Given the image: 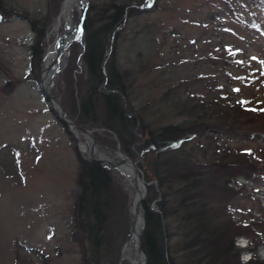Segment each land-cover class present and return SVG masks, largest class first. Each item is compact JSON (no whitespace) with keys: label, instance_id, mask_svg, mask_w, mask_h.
Masks as SVG:
<instances>
[{"label":"rangeland","instance_id":"374dc122","mask_svg":"<svg viewBox=\"0 0 264 264\" xmlns=\"http://www.w3.org/2000/svg\"><path fill=\"white\" fill-rule=\"evenodd\" d=\"M63 1L0 0V264H81L82 247L74 238L73 206L77 195V156H85L37 92L40 60L54 36L51 29ZM84 2L83 17L89 20L104 5L112 3L121 2L128 8L142 5L146 10L128 18L126 29L110 42L121 81L128 85L132 110L126 108L128 117H133L132 112L137 114L147 128L182 124L188 121L184 108L202 106L209 115L225 102L236 105L242 101L240 97H245L243 102L249 99V107L252 102L256 105L250 110L253 114H236L240 123L250 120L251 126H264V107L260 106L264 102V0ZM71 11L70 19L76 27L77 7ZM32 22L42 34L40 37L30 28ZM80 38L81 33L78 44H70L62 57L50 95L70 120L90 132L97 146L118 149L140 170L142 157L138 148L144 137L139 127L132 130L134 143L130 154H125L113 136L74 119L70 92L84 75ZM34 44L41 50L38 59L36 52L33 55ZM98 90L107 93L103 85ZM218 97L226 99L210 108V102ZM223 140L250 153L255 173H259L258 179L244 180L237 187L230 185L236 197L226 201L223 214L226 220L237 219L247 225L245 235L233 241L240 250V264L249 258L264 264V142ZM180 149H192L194 159L212 165L232 157L229 149L213 144L209 132L196 136ZM150 155L153 154L148 153L143 159L152 163ZM245 159L251 161L250 155ZM110 175L120 198H126L128 226L130 179L113 170ZM142 176L146 183L143 173ZM205 178L206 183L213 181L210 174ZM144 194L143 201L147 198L146 189ZM223 205L213 203L214 208ZM117 214L119 210L113 221L120 227L124 214ZM169 224L173 227L167 243L169 256L185 264L188 261L183 258L181 245L185 230L181 226L174 230L175 223ZM126 240L125 237L120 243L113 264H118L119 250ZM123 262L120 264H126Z\"/></svg>","mask_w":264,"mask_h":264},{"label":"trees","instance_id":"16d2710c","mask_svg":"<svg viewBox=\"0 0 264 264\" xmlns=\"http://www.w3.org/2000/svg\"><path fill=\"white\" fill-rule=\"evenodd\" d=\"M137 7L128 8L121 2L112 3L104 5L91 20L84 17L79 55L84 75L70 92L74 119L78 124L99 127L113 136L117 147L125 154L129 153L134 143L133 129L139 127L144 137L138 148L142 157L138 167L146 183H149L145 186L147 198L141 204L144 227L140 243L145 264H182L175 262L167 249L169 231L173 229L169 224L171 221L175 223L174 230L180 226L185 230L181 235L183 258L188 261L185 264H240V250L233 246V241L245 235L247 225H242L237 219L226 220L223 212L226 201L236 197V191L230 185L240 186L236 181L238 177L247 181L258 179L259 173H255L250 153L231 146L228 140L226 143L223 139L264 142L263 125L251 126L250 120L241 124L239 116H236L242 112L253 114L250 110L255 108L256 103L252 102L249 107V99L243 102L245 97H240L242 101L237 102V106L227 101L219 106L222 113L220 109H213L209 115L202 106L193 105L184 108L188 121L155 128H147L133 112V117H128L126 108L132 111L126 92L128 85L121 81L110 42L126 29L128 18L146 11ZM30 28L39 37L42 35L33 22ZM32 49L38 59L41 50L36 49L35 44ZM102 85L107 93L98 90ZM112 91L119 93L125 101ZM225 99L218 97L210 102L209 107L216 108L218 101ZM262 104L264 107V102L260 106ZM206 132L212 135L216 147L223 145V148L230 150L232 157L228 161L212 165L205 160L200 162L194 159L192 149L187 152L180 149ZM148 153L153 154L150 155L152 163L143 159ZM248 154L251 161L245 159ZM216 158L218 161V156ZM77 164L73 227L74 238L82 247L80 263L113 264L127 232L126 198L118 195L119 189L111 179V170L79 156ZM209 174L213 181L206 183L205 176ZM214 202L224 205L214 208ZM116 210L124 214L120 227L113 221ZM244 264L262 263L250 258Z\"/></svg>","mask_w":264,"mask_h":264},{"label":"bare ground","instance_id":"6f19581e","mask_svg":"<svg viewBox=\"0 0 264 264\" xmlns=\"http://www.w3.org/2000/svg\"><path fill=\"white\" fill-rule=\"evenodd\" d=\"M75 7H77L78 19H79L81 12L83 11V8H84V1L83 0H64L61 5L59 17L57 18L56 21H54L55 23L52 26L51 33H53L54 36L51 39V43L48 44L45 50V53L42 59L41 70H40L42 82L43 84L47 85L48 88H50L53 76L56 74V72L58 71L60 67L62 57L65 56V51H64V52H61L60 56L56 58L54 57L55 51L56 50L61 51L63 46L66 43L75 44V42H77L79 39L78 30L76 29L75 25H73V22L68 24L69 21L72 19V18L70 19V11L74 9ZM61 27L63 28V30H61L62 33L60 34L58 31H59V28ZM73 131L80 142V146H78V149L82 155L90 156V157L93 156L101 160H109L111 162H116V163H123L122 164L123 168L125 170L127 169L130 170V164L127 162L128 160L126 161L127 158L124 157L119 151L117 152V150H108L106 148L105 149L100 148L92 140L90 136V132L88 130L83 129L81 126H78V128H74ZM130 182H131V185H133L131 180ZM139 189H140L138 193L139 196L135 198L134 193H132L131 198H130V204L133 210L132 211V222H131V232H132L131 236L133 239L136 238L139 227H140L138 216L141 217V212L139 211V208H138V200L139 198L143 196L142 194L143 192L140 186H139ZM121 261H124L126 264L127 263L128 264H141L142 258H140L139 255L134 251L133 240L132 241L130 240L127 243L122 245V248L119 254L118 264H120Z\"/></svg>","mask_w":264,"mask_h":264},{"label":"water","instance_id":"95a60500","mask_svg":"<svg viewBox=\"0 0 264 264\" xmlns=\"http://www.w3.org/2000/svg\"><path fill=\"white\" fill-rule=\"evenodd\" d=\"M84 9H85V6L83 8V11H84ZM83 11L81 12L80 18L78 19L77 26H76V29L78 30L79 33H80V30H81ZM68 44L69 43H66L63 46L61 51L56 50L55 53H54L55 54L54 57L57 58L60 55L61 52H64L67 49ZM41 62L42 61H40V64H41ZM40 64H39V69H38V80H39V83L37 85V90L40 93V95L44 98L48 109L52 113L53 118L56 119L57 121H59L66 128V131L72 136V138H73V140L76 143V146L78 148V146H80V142H79L78 138L76 137V135L74 134V131H73L74 128H78V125H76L72 120H70L67 117V115L63 112V110L61 109V107H60L59 103L56 101V99H53L51 97L49 89H48V86L43 84V82H42L41 75H40ZM100 148L105 149L103 147H100ZM117 152H118V150H117ZM124 157H126V156H124ZM85 159L88 160V161L97 163L98 165H100V166H102V167H104L106 169H114V170L120 172L121 174L129 175L131 177V179H132V184L133 185H131V186H132V193H134V197L137 198L139 196L138 195L139 190H140L139 186L141 187V190L143 192L142 193L143 196L141 198H139V200H138V208H139V211H140V204H141L142 200L144 199V195H145L144 194V180H143L142 173L136 167V162H133L129 158H127L126 161L128 160L127 162L130 164V170L129 169L125 170L123 168V166H122L123 163L111 162L109 160H101V159L93 157V156H91V157L90 156H86ZM239 181L243 182V179H239ZM135 187H136V189H135ZM134 189H135V191H134ZM132 204H133V202H132ZM132 211L133 210H132V207H131V204H130V206H129V222H128V227H127V240H126V242H124V244L127 243L130 240L131 241L133 240L134 251L139 255L140 258H142L141 264H144L145 263V258H144V255L142 253V250H141V243H140V239H139L140 233H141V231L143 229V221H142V218L140 216H138L140 227H139L138 234H137L136 238L133 239L132 236H131V233H132L131 232Z\"/></svg>","mask_w":264,"mask_h":264}]
</instances>
